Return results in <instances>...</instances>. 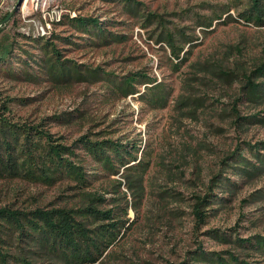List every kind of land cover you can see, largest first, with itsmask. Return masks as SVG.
<instances>
[{
	"label": "rangeland",
	"instance_id": "obj_1",
	"mask_svg": "<svg viewBox=\"0 0 264 264\" xmlns=\"http://www.w3.org/2000/svg\"><path fill=\"white\" fill-rule=\"evenodd\" d=\"M136 1L146 12L161 17V26L167 30H179L193 38L190 47L184 46L187 53L183 62L173 61L166 45L156 42L161 28L156 24L142 28V22L128 21L119 0H0V46L11 47V59L16 61L9 68L0 65V97L14 99L12 123L37 126L54 140L70 144L90 134L93 139L128 137L146 141L153 150L147 193L138 215L129 208V229L96 264H191L189 258L199 247L206 252H233L237 249L232 244L210 239L206 232L217 230L241 240L264 236V176L241 180L228 167L235 166L233 159L239 153L253 160L248 146L264 143V125L235 124L231 111L235 108L243 118H264V98L249 100L241 76L264 60V26L240 17L247 9L243 3ZM227 4V14L215 21L213 14L219 12L216 6ZM79 18L98 20L107 31L128 35V40L93 45L94 37L70 25ZM204 20H212L211 27L200 26ZM108 22L120 23L112 28ZM33 40L51 42L64 58L100 66L117 76L142 70L169 84L172 99L167 108L147 112L138 101L139 94L103 103L104 90L99 84L53 88L39 80L43 78L40 73L36 74L39 81H29L24 72H38V67L33 63L31 70L27 69L19 60L42 57ZM218 68L230 77L219 76ZM188 86L203 104L193 113L180 114L173 104ZM138 90L144 91L143 87ZM220 178L239 182V187L226 193L215 188L214 194L225 202L214 205L213 209H219L211 211L207 224L198 226L192 214L194 198L204 197L212 182ZM115 179L120 180L118 176ZM64 188L22 178H0V208L30 212L52 202L61 205L59 196ZM121 190L127 191L124 186ZM112 196L105 194L107 199ZM251 256V261L262 260L256 254Z\"/></svg>",
	"mask_w": 264,
	"mask_h": 264
},
{
	"label": "trees",
	"instance_id": "obj_2",
	"mask_svg": "<svg viewBox=\"0 0 264 264\" xmlns=\"http://www.w3.org/2000/svg\"><path fill=\"white\" fill-rule=\"evenodd\" d=\"M225 1L231 5L245 4L247 9L240 17L246 22L264 26V0ZM119 2L131 23L142 22V28L153 24L161 28L156 42L166 45L173 61H184L187 53L184 46L190 47L193 38H187L179 30H167L165 26H161V17L143 10L144 5L136 0ZM216 7L219 12L213 14L214 20L219 21L230 7L228 4ZM69 23L79 33L94 37L96 40L91 43L96 46L125 43L128 40V35L118 31L109 32L95 19L79 18ZM108 24L112 25L111 22ZM118 24L112 25V28ZM199 25L208 29L212 20L200 21ZM179 37L181 40H178ZM64 41L70 43L69 39ZM33 42L40 47L42 57L28 56L27 61L19 60L27 69L31 70L30 65L33 63L38 67V72H24L25 79L28 78L29 81H46L53 88L81 83L99 84L104 90L103 103H113L139 94L138 101L147 112L167 108L172 99L173 89L169 84L158 82L142 70L117 76L100 66L79 64L64 58L51 42ZM11 56V47L0 46L1 66H12L16 61ZM173 65L177 67V63ZM217 70L219 76L230 77L222 68ZM37 73L43 78L38 80ZM241 76L246 97L251 101L262 100L264 60L255 65L250 73L245 71ZM139 87H143L144 91L140 92ZM190 87L184 88L180 98L174 101L173 108L180 109V114L183 111L193 113L203 104L201 98L191 93L193 89ZM12 102L14 99L0 97V178H22L47 186L59 184L65 188L59 196L61 205L52 202L49 206L30 212L0 208V264L99 263L109 255L110 250L129 229L132 223L127 218L129 208L138 215V207L147 193V175L153 163V150H150L146 141L129 140L128 137L115 140L93 139L90 134L81 136L70 144L54 140L47 131L40 130L37 126L12 123ZM20 102L25 103V100ZM231 111L236 116L235 124L243 121L264 125V118L259 115L243 118L239 117L235 108ZM248 147L253 160L239 153L233 159L235 166H228L235 171L232 175L241 177V180L243 177L251 179L264 176V143ZM117 176L120 180L115 179ZM239 184L228 178H220L212 182L204 197L195 196L192 214L197 225L207 224L211 211L219 209L212 207L225 202L214 194L215 188L226 193L237 189ZM123 186L127 189L126 192L121 190ZM105 194L113 196L107 199ZM206 234L217 242L232 244L237 250L206 252L199 247L189 258L191 264H264V236L241 240L231 239L217 230H208ZM251 253L262 260L251 261Z\"/></svg>",
	"mask_w": 264,
	"mask_h": 264
}]
</instances>
